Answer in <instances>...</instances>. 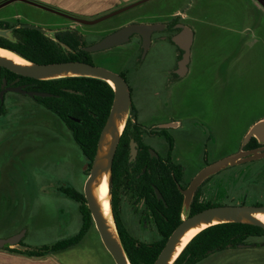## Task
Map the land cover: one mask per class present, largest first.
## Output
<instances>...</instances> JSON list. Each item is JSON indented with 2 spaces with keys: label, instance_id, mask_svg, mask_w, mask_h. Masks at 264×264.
<instances>
[{
  "label": "rangeland",
  "instance_id": "1",
  "mask_svg": "<svg viewBox=\"0 0 264 264\" xmlns=\"http://www.w3.org/2000/svg\"><path fill=\"white\" fill-rule=\"evenodd\" d=\"M109 4V0L93 1L91 5L97 10L104 7L93 15L101 16L115 9ZM243 7L249 12H243ZM177 8L180 12L176 14L193 32L189 73L172 90L168 99L172 102L159 112L164 117L158 120L190 117L196 122L198 139L195 151L187 152V158L191 159V169L197 171L205 163L239 152L250 128L264 120V17L252 4L244 0H149L96 24H83L16 0L1 7L0 15L9 17L8 25L18 23L19 19L22 23L38 25L54 36L63 27L84 31L130 19L140 23L169 20ZM10 37L13 38L12 33ZM176 51V45L170 41L155 42L138 65L141 49L136 46L124 65L133 69L140 79L155 71L150 61L158 56L168 57L173 65ZM93 56L96 65L119 70L118 61ZM3 99L7 113L0 116V238L25 231L23 242L29 248L51 245L76 234L81 227L79 204L65 196L60 187L73 186L84 192L90 171L88 160L70 129L33 96L9 91ZM142 109L144 116H153L152 107ZM263 170L264 158L225 167L209 178L202 189V199L209 194L205 190L215 193L220 188L224 195L222 203L264 205ZM211 193L207 198L212 199ZM129 209L128 204L126 210ZM130 227L141 241L158 239L157 234L148 235ZM94 240H101L96 226L87 232V241L80 247L51 255L61 264H103ZM243 244L248 245L213 252L198 264H264V233L248 238Z\"/></svg>",
  "mask_w": 264,
  "mask_h": 264
},
{
  "label": "flooded vegetation",
  "instance_id": "2",
  "mask_svg": "<svg viewBox=\"0 0 264 264\" xmlns=\"http://www.w3.org/2000/svg\"><path fill=\"white\" fill-rule=\"evenodd\" d=\"M136 1L138 0H135L127 4L121 3L115 6V9L109 11L108 13L123 8L124 6H127ZM77 16H81V15H77ZM101 16H96V17L92 16L86 18L95 19ZM170 16L172 17L170 19L168 18L169 20H160L151 23H140L135 21L134 19H130L124 22H110L106 24H112V25H105L102 28H98V29H91V30L86 29L84 31H78L71 27L68 29L66 27L65 28L63 27L58 29V31L55 34L56 37L57 34H62V33L65 34L66 35L65 37L74 44H76V41H80L81 43L78 44V48L76 49L72 48L70 45L66 43L70 47V49L68 48L66 49L72 53H75L80 50H84L83 47L92 45L100 41L107 35L114 33L115 31L121 29L122 27L128 24H136V23L161 24L160 29L154 30L151 33V42L146 51L143 45L144 37L139 33H133L132 35H130L128 40L122 44L93 52L84 50L87 52V55H85L86 61H83L96 65L94 63V59L96 57L93 56V54H96L97 57L104 59L106 61L116 60V62L118 61L121 64L118 66L119 67L118 71L112 69L110 70L119 73L125 79V81L129 86L130 95H131V110L127 120V124L122 133V136L124 135V141L127 144V148L129 150V162L131 163L134 162L135 164L130 166L128 169H123L121 171L120 177L118 179L119 181L116 182V184H114L112 178V208L114 211V199H115V207L119 211L121 220L125 225V227L130 232H131L130 225H132L138 232L145 233L148 235L157 234L158 239L154 240L153 242L161 238L157 226V222L161 219L160 214H162V211L158 201H163L165 204L167 202H169L170 204H174L177 203L181 198L182 206H181L180 218L182 222V220L185 217H190L198 213L195 211L199 205V202H197L196 199L198 198L199 200L200 199L203 200L202 189L204 188V186H206L207 181H209L210 178V177L207 178L196 189L191 200L190 208L186 212L184 208L185 196L182 192V189H186L190 185L195 175L200 171V169L197 171L191 169L192 168V165H190L191 159L187 158V156H189L187 152L193 153L195 151L194 145L196 144L198 139V134H197L198 127L196 125V122L193 121L190 117L183 120L175 119V118H170L163 121L158 120L160 117H164V114H159V112H163V110L167 109L168 105L172 102V100H168L169 98H171L172 90L177 86L178 83L184 82L185 77H187L189 73L190 53L187 55L185 50L182 49L173 40V37L179 34L184 29L183 26L184 25L188 26V25L185 22H183L182 21L183 18H181L176 13H171ZM16 25L18 24H13L10 26V28L12 27L15 28ZM90 38L93 41H88V39ZM163 41H170L176 45L177 51L173 65L170 64L171 61L168 57L158 56L157 58L152 59L150 61V65L153 67V70L155 71H153V73L149 75L140 76V79L137 78L138 75L133 73V69L126 67V65H124L126 60H128L133 56L132 52L136 46L141 49V53L139 54L138 57L139 59L137 60L138 61L137 64L139 65L140 64L139 62L143 60V57L146 56L147 52L153 47L154 43L163 42ZM82 43H84V45ZM121 46H125L124 49L117 50L115 52L113 51L114 48ZM77 61H82V60H77ZM137 71L138 70H136V72ZM13 86H22L24 89L31 91L30 89L27 88V82L26 83L20 82L19 77L10 82L7 81L6 87H13ZM143 87H144V91H142ZM1 90H2V86H1ZM8 92L9 91H6L3 94V96ZM142 92H146L147 95L144 96ZM21 94H26V93H21ZM164 95H166V97H164ZM33 97L35 98L37 96H33ZM3 101L0 98L1 104H4ZM37 103L39 102L37 101ZM144 106L152 107L154 112L151 115L153 116L149 118L143 115L142 108ZM241 149L242 150L261 149L262 151H264V142H261L259 138L252 136L248 141V143L245 144L243 147H241L240 150ZM193 158L194 157H192V160L193 162H195ZM207 164L208 163H205L204 165L206 166ZM158 185H160L162 190L159 189ZM219 186L222 187L223 185H219ZM150 187L153 188L155 195H153ZM156 188L160 191L162 195L161 198L158 197ZM205 191L208 192L209 194L211 193L210 189ZM219 191L221 192L222 189L219 188L217 192L214 191L215 193H213L212 190L211 193L212 194L211 201L214 203L215 206L263 205L262 203L225 204L222 203V199L224 195H221L222 192L219 193ZM209 194L206 193V199L203 201L209 200V198H207ZM153 196H155L156 199ZM128 204L130 206L129 212L126 210ZM123 210L125 211V219L123 217ZM165 220L167 222H170L169 217H166ZM126 224L129 226V228L127 227ZM132 234L134 235V233ZM153 242H146V243H153ZM241 244H238L235 247H239ZM244 245H248V244H244Z\"/></svg>",
  "mask_w": 264,
  "mask_h": 264
},
{
  "label": "trees",
  "instance_id": "3",
  "mask_svg": "<svg viewBox=\"0 0 264 264\" xmlns=\"http://www.w3.org/2000/svg\"><path fill=\"white\" fill-rule=\"evenodd\" d=\"M18 24L12 30L13 38L0 36V47L9 49L20 56L36 63H54L65 61H86L87 52L80 50L72 53L64 48L53 38L47 36L37 29L24 28ZM5 24V25H3ZM9 23L0 22L3 28H10ZM65 34H57V37L70 45L78 48L80 41L76 44L70 42ZM84 45V43H82ZM20 78V82H27V88L54 94L50 97H35L36 100L46 109L56 115L70 129L75 143L79 146L88 160L91 169L93 159L97 150V143L100 133L109 116L114 99V90L105 80L94 77H63L48 80H39L27 76H21L11 70L0 66V90L4 79L8 82ZM7 110L4 104L0 103V116L5 115ZM135 163L129 162V150L124 141V135L118 144L113 161V181L118 182L121 171L128 169ZM159 189L162 190L160 185ZM153 195L154 190L150 187ZM61 192L68 198L79 204L82 224L79 231L67 238H63L51 245H42L36 249L17 248L5 245L3 250L10 253L19 254L27 257L42 258L78 245L86 236L87 232L95 226L91 211L87 205V200L83 191L73 186L63 185ZM155 199L156 197L153 196ZM199 202L196 212L215 206L209 199L208 201L196 199ZM199 200V201H198ZM162 214L157 226L161 238L153 243H146L136 238L123 224L121 216L115 207L114 216L126 254L131 264H153L159 253L165 246L169 236L181 223L180 213L182 200L177 203L166 204L158 201ZM169 217L170 222L165 220ZM264 233L262 227L238 222H227L209 226L199 232L183 249L179 257L173 264H198L208 257L212 252L223 251L229 247H235L243 243L248 237ZM23 240L20 244L25 246Z\"/></svg>",
  "mask_w": 264,
  "mask_h": 264
},
{
  "label": "water",
  "instance_id": "4",
  "mask_svg": "<svg viewBox=\"0 0 264 264\" xmlns=\"http://www.w3.org/2000/svg\"><path fill=\"white\" fill-rule=\"evenodd\" d=\"M12 1L14 0H6L5 2L0 4V8L11 3ZM22 1L39 6L41 8H44L46 10L57 13L59 15H62L80 23L95 24L104 19L119 14L127 9H130L134 6L140 5L148 0H138L127 6H124L123 8L112 11L95 19L70 14L68 12H64L62 10L32 0ZM257 1L261 6L264 7V0ZM19 26L24 28L37 29L42 33L46 34L47 36L53 38L55 41L59 42L63 47L70 49V47L66 43L60 41L55 35L51 36L48 30L38 25L30 23H21ZM160 27L161 24H128L122 27L121 29L115 31L114 33L107 35L100 41L92 45L83 47V49L86 51L93 52L110 48L126 42L130 35H132L133 33H139L144 37L143 45L146 51L151 42V33L154 30L160 29ZM183 28L184 29L179 34L173 37V40L182 49H184L186 54L188 55L190 53V47L193 41V33L188 26L184 25ZM13 29L14 27H0V36L11 38L10 34L12 33ZM24 59L28 61L27 64H20L0 55V66L5 67L21 76H27L39 80L84 76L99 78L107 82H112L111 86L114 90V99L109 116L99 136L96 154L84 185V195L86 197L87 205L91 211L92 218L100 234L102 242L108 252L111 254L115 263L131 264L124 249L122 240L120 238V234L118 232L114 216V211L112 208L113 161L131 110V95L127 82L117 72L83 61H65L42 64L32 62L26 58ZM6 84L7 80L4 79L2 84V90L0 91V98L2 101L3 94L6 91H15L20 93H26L30 96L41 97H50L54 95L49 92H42L37 90L28 91L22 86L6 87ZM252 136L257 137L261 142H264V120L257 122L250 128L242 147L248 143ZM263 157L264 151H262L261 149H241L235 154L228 155L215 162L207 164L195 175L190 185L186 189H182V192L185 196L184 208L186 212L190 208L194 192L207 178L218 173L225 167L242 164L247 161ZM105 174L108 175L110 213L114 222L113 227L109 223V219L105 216L98 198V184L100 179H102ZM156 192L158 194V197L161 198L162 195L157 188ZM258 213H264V205H218L204 209L190 217H185L182 222L171 233L165 246L163 247L153 264H173L183 251L182 250L177 256H175L182 237L192 227H198L204 223H208L210 224L209 226H212L220 223L238 222L256 225L264 229V222L261 221L258 217H256V214ZM24 235L25 231L5 238H0V249L3 248L5 245L13 246L19 244ZM243 245L244 244H241L240 246Z\"/></svg>",
  "mask_w": 264,
  "mask_h": 264
},
{
  "label": "crops",
  "instance_id": "5",
  "mask_svg": "<svg viewBox=\"0 0 264 264\" xmlns=\"http://www.w3.org/2000/svg\"><path fill=\"white\" fill-rule=\"evenodd\" d=\"M2 1L3 0H0V2H2ZM14 1H16V0H14ZM32 1L39 2L37 0H32ZM43 1L46 3H49L50 5L62 8L59 10H62L64 12H68V13L72 12L70 14H74V15H81L82 14L81 16L93 15L96 12H99L101 9L104 8V7L99 6L98 10H97L96 7L92 6L91 4L95 0H43ZM109 1L111 2V4H109L108 6L115 7L119 4H121L122 2L125 3V1H127V0H109ZM244 2L247 4H252L255 8V11H257L259 14H261L264 17V7L261 6L257 0H244ZM39 3H41V2H39ZM42 4H45V3H42ZM45 5H48V4H45ZM245 6L248 7V5H245ZM247 7H243V12H245V11L249 12ZM220 11L221 10H219L218 13H220ZM178 12H180L179 8H177L176 10L173 11V13H178ZM212 13H213V11H212ZM6 18L9 20V17L0 15V22L7 23L8 20ZM245 18H246V20H248L249 17L245 16ZM16 21L19 22V19H17ZM254 24H257V23H254ZM79 210H80V208H79ZM25 235H26V232H25ZM22 240H23V238L21 239V241ZM86 241H87V234L84 237V239L78 245H76L74 247H78V246L80 247ZM22 243L25 246L21 245L20 243L17 245H13V246L10 245V246L21 248V249L22 248L25 249V248L29 247V245H26L24 242H22ZM93 245L95 246L96 251L99 254V256L102 258L103 264H116L114 259L111 256V254L108 252L105 245L103 244L102 239L99 241L94 240ZM0 264H61V263L53 255H48V256L42 257V258H33V257H27V256L19 255V254L10 253L6 250L0 249Z\"/></svg>",
  "mask_w": 264,
  "mask_h": 264
},
{
  "label": "bare ground",
  "instance_id": "6",
  "mask_svg": "<svg viewBox=\"0 0 264 264\" xmlns=\"http://www.w3.org/2000/svg\"><path fill=\"white\" fill-rule=\"evenodd\" d=\"M0 55L4 56L8 59H11L17 63L20 64H27L28 61L16 54L13 51H10L6 48L0 47ZM110 85H112L111 81H108ZM98 198L100 201V204L102 206V210L105 214V216L109 219V223L113 227L114 222L112 215L110 213V199H109V182H108V175L105 174L102 179H100L98 184ZM256 217H258L261 221L264 222V213H258L256 214ZM210 224L204 223L201 226L198 227H192L181 239L178 249L176 251L175 256H177L184 248L185 246L203 229L207 228Z\"/></svg>",
  "mask_w": 264,
  "mask_h": 264
}]
</instances>
